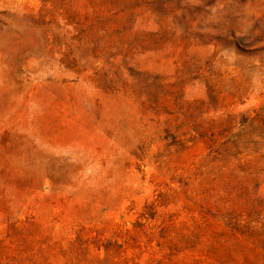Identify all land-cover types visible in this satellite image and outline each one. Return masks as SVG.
<instances>
[{
  "label": "rangeland",
  "instance_id": "1",
  "mask_svg": "<svg viewBox=\"0 0 264 264\" xmlns=\"http://www.w3.org/2000/svg\"><path fill=\"white\" fill-rule=\"evenodd\" d=\"M0 264H264V0H0Z\"/></svg>",
  "mask_w": 264,
  "mask_h": 264
}]
</instances>
